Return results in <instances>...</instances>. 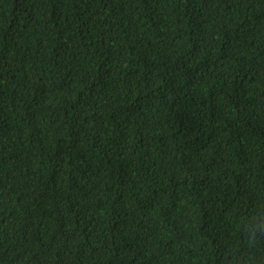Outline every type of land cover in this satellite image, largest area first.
Instances as JSON below:
<instances>
[{"label": "trees", "instance_id": "trees-1", "mask_svg": "<svg viewBox=\"0 0 264 264\" xmlns=\"http://www.w3.org/2000/svg\"><path fill=\"white\" fill-rule=\"evenodd\" d=\"M0 264H264V0H0Z\"/></svg>", "mask_w": 264, "mask_h": 264}]
</instances>
